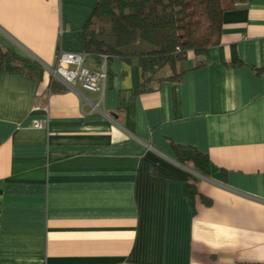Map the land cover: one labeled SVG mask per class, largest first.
I'll use <instances>...</instances> for the list:
<instances>
[{
	"label": "crops",
	"instance_id": "0c3cea01",
	"mask_svg": "<svg viewBox=\"0 0 264 264\" xmlns=\"http://www.w3.org/2000/svg\"><path fill=\"white\" fill-rule=\"evenodd\" d=\"M95 1L0 0V49L44 70L0 63V264H264V0L225 10L216 45L172 62L179 81L139 93L135 60L85 59L101 93L51 91Z\"/></svg>",
	"mask_w": 264,
	"mask_h": 264
},
{
	"label": "trees",
	"instance_id": "16d2710c",
	"mask_svg": "<svg viewBox=\"0 0 264 264\" xmlns=\"http://www.w3.org/2000/svg\"><path fill=\"white\" fill-rule=\"evenodd\" d=\"M245 0H96L82 26V45L86 59L99 62L102 56L135 60L140 70L139 93L153 91L163 81H179L183 69L171 70L189 54L200 58L220 40L222 13ZM200 64V60H197ZM0 63L28 76L41 78L43 67L36 61H16L0 49ZM162 69L170 72L160 75ZM51 91L66 86L58 79L49 82ZM178 162L194 172L207 173L206 154L193 147L173 145ZM190 200L197 193L193 179L186 181ZM206 203L208 200L204 199Z\"/></svg>",
	"mask_w": 264,
	"mask_h": 264
},
{
	"label": "built area",
	"instance_id": "2783aa9c",
	"mask_svg": "<svg viewBox=\"0 0 264 264\" xmlns=\"http://www.w3.org/2000/svg\"><path fill=\"white\" fill-rule=\"evenodd\" d=\"M86 54L80 52L60 51L57 54L55 64L48 69L51 74L61 80L66 86L71 87L74 83H80L84 88L101 93L105 78L103 66L100 70H91L85 66ZM106 57L102 56L101 60ZM98 101L94 104L97 107ZM33 125L36 127L44 126L43 121L34 120Z\"/></svg>",
	"mask_w": 264,
	"mask_h": 264
}]
</instances>
